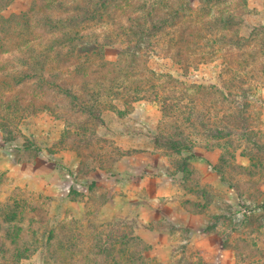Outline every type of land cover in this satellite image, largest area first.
Instances as JSON below:
<instances>
[{
    "label": "rangeland",
    "instance_id": "1",
    "mask_svg": "<svg viewBox=\"0 0 264 264\" xmlns=\"http://www.w3.org/2000/svg\"><path fill=\"white\" fill-rule=\"evenodd\" d=\"M72 1H80L77 5L83 8L89 0ZM93 2L100 5L99 0ZM116 2L125 5L118 14L167 15L177 26L163 28L162 21L154 20L148 37L137 34L108 42L104 37L114 26L105 22L78 27L100 35L110 61L117 59L120 49H141L150 69L182 84L164 83L176 86L175 95H182L184 102L175 113L164 114L158 103H125L120 96L106 102L100 123L79 122L69 114L74 123L69 128L48 112L6 116L3 102L0 202L17 196L43 203L49 224L59 228V240L72 237L76 244L67 254L58 250L56 240L53 259L45 247L20 264H95L79 261V248L95 253V238L111 228L135 234L140 216L162 214L170 201L186 212L177 221L195 217L192 229L156 222V228L169 229L176 247L156 256L149 249L151 259L160 264H264V0ZM30 3L13 0L0 15L20 14ZM70 6L63 3L54 16L66 18L74 9H67ZM179 15H194L197 23L187 18L178 24ZM124 28L131 29L128 24ZM193 29L200 33L195 40L186 33ZM181 38V43L187 41L181 47L187 48L184 53ZM236 38L245 48L230 51ZM178 50L182 59L176 57ZM228 61L233 62L230 72ZM192 85L200 88L184 89ZM17 93L23 95L24 89ZM2 124L11 131L7 140ZM163 138L186 148L177 154L156 143ZM190 153L194 157L186 162ZM158 177H170L177 186L154 202ZM194 235L211 239L199 248L190 243ZM223 250L225 256L219 257Z\"/></svg>",
    "mask_w": 264,
    "mask_h": 264
},
{
    "label": "trees",
    "instance_id": "2",
    "mask_svg": "<svg viewBox=\"0 0 264 264\" xmlns=\"http://www.w3.org/2000/svg\"><path fill=\"white\" fill-rule=\"evenodd\" d=\"M12 1L0 0V11ZM116 1L99 0L100 5L97 6L93 0H89L81 8L77 5L80 1L31 0L28 9L20 14L8 18L0 15L1 120H5L1 115L3 102L6 116L16 111L25 115L48 112L63 119L68 128L74 124L71 121L73 119L83 123H100L106 102H114L120 96L124 97L125 103H158L164 114H173L181 108L185 98L175 95L176 86L167 87L164 83L182 84L170 75L158 74L150 69L147 62L142 60L141 49H120L117 59L110 61L104 54L100 35L90 34L87 27H78V24L106 22L115 28L107 29L109 34L104 39L108 42L118 40L121 36L130 39L137 34L139 37H148L154 20L162 21L163 28L171 24V27L177 26L173 21L169 23L172 18L167 15L155 18L152 15L118 14L125 5ZM63 3L71 5L67 9H74L66 18H56L53 13ZM177 18L181 20L177 21L178 24H183L187 18L190 19L186 22L197 23L194 15H179ZM135 22L143 27L141 31L137 30L139 24ZM127 24L131 29L124 28ZM186 33L193 40L200 34L195 29ZM236 39L230 51L232 48H245L244 43L240 44L242 39ZM186 43V40L181 43L180 48ZM186 49L181 48V52L184 53ZM179 50L175 54L178 59H182ZM231 63L226 62L227 72L232 71ZM194 88L200 87L192 85L184 89L190 91ZM21 89H24L23 95L17 93ZM62 109L65 110L63 115L60 113ZM69 114L73 119L68 117ZM1 127L7 140L11 131L3 124ZM157 142L177 154L186 148L170 139H158ZM189 156L186 162L194 157L192 153ZM70 193L76 194L74 190ZM48 219L44 204L37 200L32 203L28 199L12 196L7 202H0V264H20L45 247L48 256L53 259L56 248L52 249V245L56 240L58 250L69 254L76 246L72 237L62 243L59 240V228L50 225ZM109 230L95 238V253L90 254L86 246L79 248V261L95 264H160L148 256L149 246L134 234V230L128 233H118L114 228Z\"/></svg>",
    "mask_w": 264,
    "mask_h": 264
},
{
    "label": "crops",
    "instance_id": "3",
    "mask_svg": "<svg viewBox=\"0 0 264 264\" xmlns=\"http://www.w3.org/2000/svg\"><path fill=\"white\" fill-rule=\"evenodd\" d=\"M155 179H157L158 180L157 182H159L158 190L156 189L154 190L155 191L154 202H157L159 197L169 196L170 193H172V191L175 189L177 184H171L170 180L173 179L170 177H167L166 179L158 177ZM155 179L154 182H156ZM162 182L165 184L163 190L161 188ZM166 186L168 187L169 191ZM171 186L173 189H171ZM179 207L180 206L176 201H170L163 209L164 212L162 214H158V215L151 214L145 216V218L144 216H140L141 218L140 226L135 228V234L138 237H140L142 241L149 246L150 252H154L155 256L156 253L158 254L163 249L172 251L176 247L173 234L170 233L168 228H160V229L156 228L157 226L154 225L156 222L163 220L166 223V225L172 224L175 227L183 226L185 228H190V230L192 229V221L194 220L195 217L191 215H187V217L184 216V218L179 221L176 220L177 216L186 214V212ZM152 224L154 227H152ZM193 237L194 238H192L190 243H196L197 247L199 248H204L205 247L204 242L205 241L209 242V240L211 239L207 237L205 240H202L204 237H200L201 240H198L197 239L198 237H196V235H194ZM224 251L225 250H223V253L222 251L218 252L219 257L225 256ZM157 257L159 258V256Z\"/></svg>",
    "mask_w": 264,
    "mask_h": 264
}]
</instances>
